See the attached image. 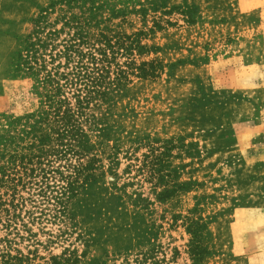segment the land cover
<instances>
[{
  "label": "rangeland",
  "instance_id": "rangeland-1",
  "mask_svg": "<svg viewBox=\"0 0 264 264\" xmlns=\"http://www.w3.org/2000/svg\"><path fill=\"white\" fill-rule=\"evenodd\" d=\"M0 264H264V0H0Z\"/></svg>",
  "mask_w": 264,
  "mask_h": 264
},
{
  "label": "trees",
  "instance_id": "trees-1",
  "mask_svg": "<svg viewBox=\"0 0 264 264\" xmlns=\"http://www.w3.org/2000/svg\"><path fill=\"white\" fill-rule=\"evenodd\" d=\"M37 23L39 24L40 21L38 20L36 22L38 29L28 36L25 41L24 48L18 53L16 71L18 73H26L32 76H37V74L41 72H46L43 81L41 82V80L38 79L37 82L40 84H43L45 82L48 86H50L57 92H61L63 87L60 80H65L66 84H75L76 87L79 86V89H77L76 91L77 98H80L79 103H83V98L87 97L88 95L89 97H91L90 95L93 94V90L95 89H92L94 88V86L92 85L95 84V81L97 80L96 77L93 76L94 67H91L90 63H96V65H93L96 67V72H99L101 69H99L100 67L97 62L102 60L103 58L98 57V54L96 52L100 53L102 56L105 55V53H103L102 50L98 49H96L94 52H85L83 50V45L86 42L84 41L83 37L76 34L69 40L65 41L62 49L59 50L56 55H53L52 53L50 54V58L52 59V61H54L56 57H63L66 61L65 65L67 66V69H69L70 67L71 69H69L67 73H60L59 71H57L59 68H61V66H63L61 61H59V63L54 67L56 71L55 73H53L48 70L46 66L47 59H44V55H42V63H39V53L41 52L42 48L46 49L48 43L38 37V34L41 31V26H39ZM35 34L36 39L35 37H33ZM55 34L56 33L51 32L50 35L52 37ZM71 63H73V65H71ZM56 79H58L59 81H57ZM84 93H86V95H84ZM45 189V186L41 187L40 192L46 194ZM58 190L60 192L58 193L59 196H57V203L62 204V197L68 195L71 192L72 188L71 185L68 187H66L65 185H61Z\"/></svg>",
  "mask_w": 264,
  "mask_h": 264
}]
</instances>
